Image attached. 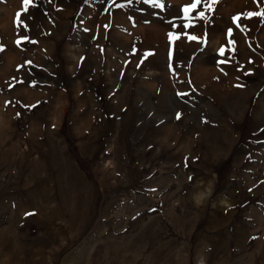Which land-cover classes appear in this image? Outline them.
<instances>
[{
    "label": "rangeland",
    "instance_id": "rangeland-1",
    "mask_svg": "<svg viewBox=\"0 0 264 264\" xmlns=\"http://www.w3.org/2000/svg\"><path fill=\"white\" fill-rule=\"evenodd\" d=\"M192 3L0 0V264H264V0Z\"/></svg>",
    "mask_w": 264,
    "mask_h": 264
},
{
    "label": "snow or ice",
    "instance_id": "snow-or-ice-1",
    "mask_svg": "<svg viewBox=\"0 0 264 264\" xmlns=\"http://www.w3.org/2000/svg\"><path fill=\"white\" fill-rule=\"evenodd\" d=\"M23 2H24V4H30L32 2V0H23ZM152 2H158V0H152ZM202 3L205 5V7L209 11H211V10H213L212 9V5L218 3V0H210V2H209V0H194V3H192L191 5H185L184 8H183V11L187 15L191 11L197 9L198 6L201 5ZM159 6L160 7H164V4L163 3H159ZM198 15H199V17L201 19H204V18H206L207 13L205 11H201V12L198 13ZM247 15H248L249 18H251V16H253V15L264 16V11H262L260 13H248ZM18 16H19V14H18ZM238 20H239V15L233 18L234 23L238 22ZM189 26H191V25H189ZM231 31L232 30L229 29V33H231ZM189 38L190 39H196V40H202L203 39V38L196 37V36H191ZM2 48H3V46L0 45V50H2ZM223 52H224V49H221V54H223ZM177 119H179V115L177 116ZM32 214L33 213H26V215H32Z\"/></svg>",
    "mask_w": 264,
    "mask_h": 264
},
{
    "label": "clouds",
    "instance_id": "clouds-1",
    "mask_svg": "<svg viewBox=\"0 0 264 264\" xmlns=\"http://www.w3.org/2000/svg\"><path fill=\"white\" fill-rule=\"evenodd\" d=\"M210 194H211V193H210V190H209L208 195H210ZM199 264H203V261H200Z\"/></svg>",
    "mask_w": 264,
    "mask_h": 264
},
{
    "label": "bare ground",
    "instance_id": "bare-ground-1",
    "mask_svg": "<svg viewBox=\"0 0 264 264\" xmlns=\"http://www.w3.org/2000/svg\"><path fill=\"white\" fill-rule=\"evenodd\" d=\"M9 262V261H8ZM6 263V262H5ZM10 263V262H9ZM11 263H12V261H11Z\"/></svg>",
    "mask_w": 264,
    "mask_h": 264
}]
</instances>
